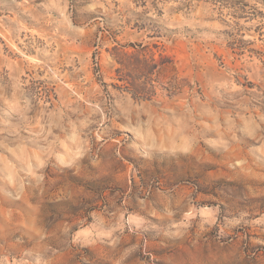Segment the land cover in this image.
Here are the masks:
<instances>
[{"label":"rangeland","instance_id":"374dc122","mask_svg":"<svg viewBox=\"0 0 264 264\" xmlns=\"http://www.w3.org/2000/svg\"><path fill=\"white\" fill-rule=\"evenodd\" d=\"M0 264H264V0H0Z\"/></svg>","mask_w":264,"mask_h":264}]
</instances>
